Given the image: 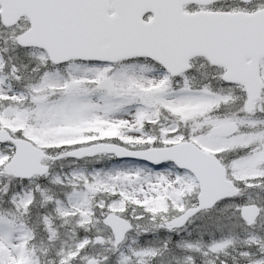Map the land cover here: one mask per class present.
I'll return each instance as SVG.
<instances>
[{
  "label": "snow or ice",
  "instance_id": "snow-or-ice-1",
  "mask_svg": "<svg viewBox=\"0 0 264 264\" xmlns=\"http://www.w3.org/2000/svg\"><path fill=\"white\" fill-rule=\"evenodd\" d=\"M0 264H264V0H0Z\"/></svg>",
  "mask_w": 264,
  "mask_h": 264
}]
</instances>
